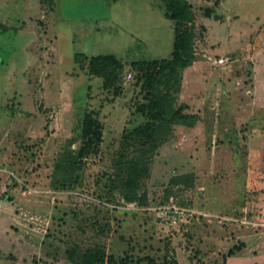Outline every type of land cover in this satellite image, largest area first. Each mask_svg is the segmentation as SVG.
<instances>
[{"label":"rangeland","instance_id":"374dc122","mask_svg":"<svg viewBox=\"0 0 264 264\" xmlns=\"http://www.w3.org/2000/svg\"><path fill=\"white\" fill-rule=\"evenodd\" d=\"M189 2L196 61L161 92L199 119L158 130L142 207L113 181L147 121L131 63L172 56L165 2L0 0V264H79L95 245L106 264H264V0ZM108 54L124 66L110 89L89 69ZM87 112L103 142L80 162Z\"/></svg>","mask_w":264,"mask_h":264},{"label":"trees","instance_id":"16d2710c","mask_svg":"<svg viewBox=\"0 0 264 264\" xmlns=\"http://www.w3.org/2000/svg\"><path fill=\"white\" fill-rule=\"evenodd\" d=\"M163 1L166 16L174 21L172 56L169 59L140 60L131 63V67L137 71V81L141 83V91L147 101L140 104L137 110L147 117V121L122 135L120 159L116 163L118 173L116 180L113 181L115 189L126 203H136L142 207L147 206L148 201L145 192L141 193V181L149 174L160 139L158 130L164 129L167 124L193 126L199 119L197 115L185 112L187 109L185 104L174 110L164 104L168 92L162 93V87L175 88L182 72L196 61L194 48L196 15L189 0ZM89 69L92 75L102 77L105 88L110 89L116 86L124 66L115 55L108 54L91 57ZM81 130L82 143L74 158L80 162L88 156L98 155L103 142V128L93 112L84 115ZM186 181L185 177L172 179L173 183ZM108 200L113 201L111 196ZM111 257H107L103 246L95 245L82 253L79 264H106V260L107 263L113 261Z\"/></svg>","mask_w":264,"mask_h":264},{"label":"built area","instance_id":"2783aa9c","mask_svg":"<svg viewBox=\"0 0 264 264\" xmlns=\"http://www.w3.org/2000/svg\"><path fill=\"white\" fill-rule=\"evenodd\" d=\"M210 60H211V58H210ZM229 62H230L229 58L223 57V58H220L218 60H214L212 62V64L217 66V67H221V66H225Z\"/></svg>","mask_w":264,"mask_h":264},{"label":"crops","instance_id":"0c3cea01","mask_svg":"<svg viewBox=\"0 0 264 264\" xmlns=\"http://www.w3.org/2000/svg\"><path fill=\"white\" fill-rule=\"evenodd\" d=\"M195 63V62H194ZM191 67V66H190ZM189 68V67H188ZM256 68V67H255Z\"/></svg>","mask_w":264,"mask_h":264}]
</instances>
